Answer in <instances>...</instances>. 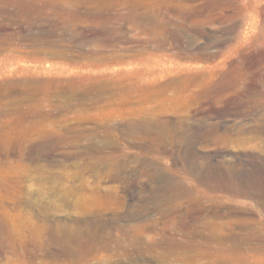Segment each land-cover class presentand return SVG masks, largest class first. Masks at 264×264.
Segmentation results:
<instances>
[{"label":"rangeland","instance_id":"1","mask_svg":"<svg viewBox=\"0 0 264 264\" xmlns=\"http://www.w3.org/2000/svg\"><path fill=\"white\" fill-rule=\"evenodd\" d=\"M0 264H264V0H0Z\"/></svg>","mask_w":264,"mask_h":264},{"label":"bare ground","instance_id":"2","mask_svg":"<svg viewBox=\"0 0 264 264\" xmlns=\"http://www.w3.org/2000/svg\"><path fill=\"white\" fill-rule=\"evenodd\" d=\"M130 22V21H129ZM110 47V46H109ZM191 55V54H190ZM160 89V88H159ZM55 182V181H54ZM47 186V185H46ZM50 188V187H49ZM51 189V188H50ZM60 190V189H59ZM56 191V190H55ZM70 194V193H69ZM97 195V194H96ZM64 196V195H63ZM86 201V200H85ZM146 214V213H145ZM118 217V216H117ZM128 222V221H127ZM121 225V224H120ZM155 225V224H154ZM155 227V226H154ZM156 228V227H155ZM101 231V230H100ZM155 231V230H154ZM140 232V231H139ZM55 236V235H54ZM138 236V235H137ZM61 237V236H60ZM139 237V236H138ZM78 241H80V240H78ZM134 242H136V241H134ZM79 243V242H78ZM139 244V243H138ZM58 246H59V244H58ZM80 246V245H79ZM143 246V245H142ZM156 246V245H155ZM190 246V245H189ZM174 248V247H173ZM180 248V247H179ZM60 249V248H59ZM80 249V248H79ZM67 250V249H66ZM104 250V249H103ZM95 251V250H94ZM93 251V252H94ZM97 251V250H96ZM95 251V252H96ZM56 252V251H55ZM64 252H65V250H64ZM37 253V252H36ZM68 253V252H67ZM60 254V253H59ZM63 254V253H62ZM157 255V254H156ZM60 259V258H59ZM74 261H76L75 259H74Z\"/></svg>","mask_w":264,"mask_h":264}]
</instances>
